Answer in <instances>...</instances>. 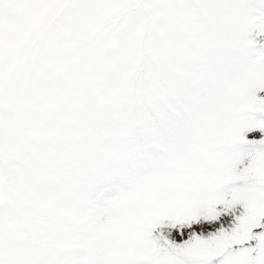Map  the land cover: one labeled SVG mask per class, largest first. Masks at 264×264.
I'll return each mask as SVG.
<instances>
[{"label": "snow or ice", "instance_id": "snow-or-ice-1", "mask_svg": "<svg viewBox=\"0 0 264 264\" xmlns=\"http://www.w3.org/2000/svg\"><path fill=\"white\" fill-rule=\"evenodd\" d=\"M0 264H264V0H0Z\"/></svg>", "mask_w": 264, "mask_h": 264}]
</instances>
